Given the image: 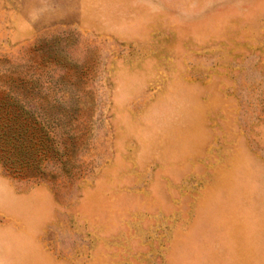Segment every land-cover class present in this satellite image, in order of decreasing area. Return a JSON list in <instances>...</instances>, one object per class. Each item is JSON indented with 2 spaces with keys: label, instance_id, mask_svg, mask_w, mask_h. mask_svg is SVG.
Listing matches in <instances>:
<instances>
[{
  "label": "rangeland",
  "instance_id": "rangeland-1",
  "mask_svg": "<svg viewBox=\"0 0 264 264\" xmlns=\"http://www.w3.org/2000/svg\"><path fill=\"white\" fill-rule=\"evenodd\" d=\"M41 141L0 264H264V0H0V146Z\"/></svg>",
  "mask_w": 264,
  "mask_h": 264
},
{
  "label": "trees",
  "instance_id": "trees-1",
  "mask_svg": "<svg viewBox=\"0 0 264 264\" xmlns=\"http://www.w3.org/2000/svg\"><path fill=\"white\" fill-rule=\"evenodd\" d=\"M29 113L25 110H21V116L23 119H25L26 117L29 118ZM30 119H32L33 121H35V118H33V116L31 117L30 116ZM17 127V126H16ZM20 127L23 128V125H21ZM9 128H11V126H9ZM37 128V127H36ZM27 130V129H25ZM37 130H41V128H37ZM47 137L46 134H39L36 136L35 140L33 139V142L34 144L38 143L40 140H44V138ZM31 139V138H30ZM16 145V144H14ZM38 145H36V149L39 148L38 151L36 152H33V150L30 151V154H28L26 156V158H23L21 160H19V162H16L17 158L15 159V161L13 159H10L9 156H7V154H4V151L2 150L3 149V146L1 147L0 146V164L13 176H19L21 175L22 173L25 172V168H29V169H33L32 167V164L34 163V160L36 159V154L38 153H41V152H45V149L40 151L42 148H49L50 147V144H46L44 145L43 141H41V144L39 145V147H37ZM22 151V150H21ZM6 153V152H5ZM34 153V154H33ZM32 155V156H30ZM8 161H12L10 162V164H8L9 162ZM14 163V164H12ZM19 163V164H18ZM25 166V168H24Z\"/></svg>",
  "mask_w": 264,
  "mask_h": 264
}]
</instances>
